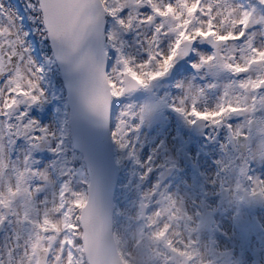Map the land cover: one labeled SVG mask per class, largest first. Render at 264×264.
Returning <instances> with one entry per match:
<instances>
[{
    "label": "snow or ice",
    "instance_id": "6c2138e0",
    "mask_svg": "<svg viewBox=\"0 0 264 264\" xmlns=\"http://www.w3.org/2000/svg\"><path fill=\"white\" fill-rule=\"evenodd\" d=\"M0 264H264V0H0Z\"/></svg>",
    "mask_w": 264,
    "mask_h": 264
}]
</instances>
